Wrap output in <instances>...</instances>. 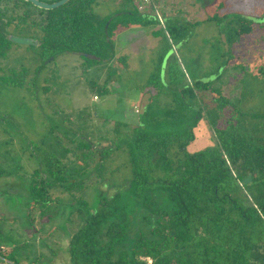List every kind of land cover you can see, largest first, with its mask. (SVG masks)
<instances>
[{
  "label": "trees",
  "instance_id": "obj_1",
  "mask_svg": "<svg viewBox=\"0 0 264 264\" xmlns=\"http://www.w3.org/2000/svg\"><path fill=\"white\" fill-rule=\"evenodd\" d=\"M98 2L69 0L42 9L26 0H0V58L14 43L11 33L31 29L41 36L28 46H38L42 58L73 52L88 68L114 57L121 23L159 24L157 15L145 16L138 6L139 20L122 21L118 16L131 15L122 11L95 16ZM8 7L13 11L4 16ZM171 21L166 19L164 28L171 36L182 35V24ZM156 70L147 84L155 91L136 124H115L117 132L121 125L129 128L115 147L81 138L63 149L66 161L46 159L43 172H32L25 182V218L35 225L50 213L55 197L49 187L58 184L71 193L81 215L78 229L65 238L70 264H264V145L229 123L231 102L210 81L190 84L178 60L167 63L163 81L160 64ZM27 72L11 70L0 80L22 86ZM198 98H205V108ZM200 118L213 130L216 144L189 151ZM119 149L127 153L131 179L112 195H97L90 205L80 196L87 178L102 180L105 165ZM249 173L251 181L245 184ZM0 255V263L7 258L22 264L1 242Z\"/></svg>",
  "mask_w": 264,
  "mask_h": 264
},
{
  "label": "rangeland",
  "instance_id": "obj_2",
  "mask_svg": "<svg viewBox=\"0 0 264 264\" xmlns=\"http://www.w3.org/2000/svg\"><path fill=\"white\" fill-rule=\"evenodd\" d=\"M221 1L224 6L218 8ZM134 2L99 0L93 13L102 17L130 12L118 18L125 21L133 16L139 20L142 17ZM156 3L167 20L182 24V35L171 36L157 22L131 26L121 23L114 36V57L88 68H84V60L77 53L45 59L39 55L38 46L16 42L0 58V76L28 69L22 86L0 80V230L4 233L0 242L14 250L22 264L31 259L43 264L49 258L46 264H70L65 238L81 224L71 193L53 184L49 187L55 197L52 210L31 225L25 218V182L35 169L44 171L46 159L66 161L63 149L81 138L99 147H115L129 129L121 125L117 132L115 124H136L143 105L155 91L147 84L159 64L162 81L167 63L174 60H178L190 84L210 81L211 87L231 102L226 111L231 113L229 123L264 145V0ZM12 11L8 7L3 15ZM144 14L155 16L153 12ZM10 35L36 41L41 32L24 29ZM198 99L205 108V98ZM194 134L189 151L216 144L205 118L199 119ZM131 177L127 153L119 149L105 165L102 180L89 176L80 196L91 205L97 195H112ZM3 250L7 252L5 247ZM4 261L1 264H7V259Z\"/></svg>",
  "mask_w": 264,
  "mask_h": 264
},
{
  "label": "water",
  "instance_id": "obj_3",
  "mask_svg": "<svg viewBox=\"0 0 264 264\" xmlns=\"http://www.w3.org/2000/svg\"><path fill=\"white\" fill-rule=\"evenodd\" d=\"M31 2L33 5L42 8V9H54L56 7H59L69 0H58L55 2H43L40 0H26ZM9 39L13 42L19 43V44H37V40H33L30 38L26 37H20V36H15V35H9ZM251 181V173H249L244 179L243 183L248 184Z\"/></svg>",
  "mask_w": 264,
  "mask_h": 264
},
{
  "label": "crops",
  "instance_id": "obj_4",
  "mask_svg": "<svg viewBox=\"0 0 264 264\" xmlns=\"http://www.w3.org/2000/svg\"><path fill=\"white\" fill-rule=\"evenodd\" d=\"M134 1V0H133ZM222 2V1H221ZM137 6L139 5H141V6H143V8L142 9H139L142 13H151L152 14V12L155 14V15H160V17L162 18V20L163 21H165L166 20V15L165 14H162L161 13V11L159 10V8L157 9V8H155L156 6H158L157 5V3H156V0H149V2L147 3V2H145V4L143 3V0H135V2H134ZM220 3V2H219ZM224 4V3H223ZM139 6H138V8H139ZM147 6H148V8H147ZM159 24H160V26H162L161 25V23L159 22ZM163 28H164V25L162 26ZM117 35V34H116ZM116 35H115V37H116ZM147 103H145V105H146ZM145 105H143V107L145 106ZM7 251H8V248H7ZM7 259V258H6ZM8 261H9V259H7ZM1 264V263H0Z\"/></svg>",
  "mask_w": 264,
  "mask_h": 264
},
{
  "label": "built area",
  "instance_id": "obj_5",
  "mask_svg": "<svg viewBox=\"0 0 264 264\" xmlns=\"http://www.w3.org/2000/svg\"><path fill=\"white\" fill-rule=\"evenodd\" d=\"M145 2H149V0H143V3L145 4ZM143 8V6H139V9H142ZM156 8V7H155ZM157 18H158V20H159V22L161 23V25L163 26L164 25V21L162 20V18L160 17V15H158L157 14ZM3 249V248H2ZM4 251V250H3ZM0 257L2 258V256L0 255ZM3 259V258H2ZM4 260H6V259H4ZM7 264H14V263H12V262H10V261H8L7 260Z\"/></svg>",
  "mask_w": 264,
  "mask_h": 264
},
{
  "label": "flooded vegetation",
  "instance_id": "obj_6",
  "mask_svg": "<svg viewBox=\"0 0 264 264\" xmlns=\"http://www.w3.org/2000/svg\"><path fill=\"white\" fill-rule=\"evenodd\" d=\"M38 42V41H37ZM19 44V43H18ZM25 45H30V44H25Z\"/></svg>",
  "mask_w": 264,
  "mask_h": 264
}]
</instances>
